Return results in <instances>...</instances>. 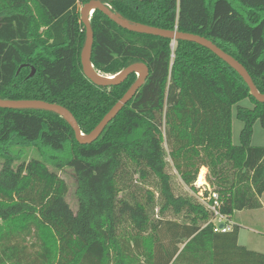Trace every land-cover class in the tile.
<instances>
[{"label": "trees", "instance_id": "trees-1", "mask_svg": "<svg viewBox=\"0 0 264 264\" xmlns=\"http://www.w3.org/2000/svg\"><path fill=\"white\" fill-rule=\"evenodd\" d=\"M90 1L130 23L212 41L264 95V0H0V99L59 105L92 133L138 76L109 87L85 76L81 9ZM91 26L99 74L143 63L149 76L91 144L54 112L0 108V264H264V254L239 245L237 225L215 233L206 207L176 194L168 161L194 193L205 167L230 219L262 209L264 147L252 139L256 122L264 129V103L197 43L129 32L99 10ZM246 99L253 108L238 106ZM30 148L40 159L22 161ZM66 169L76 177L77 211Z\"/></svg>", "mask_w": 264, "mask_h": 264}, {"label": "water", "instance_id": "water-1", "mask_svg": "<svg viewBox=\"0 0 264 264\" xmlns=\"http://www.w3.org/2000/svg\"><path fill=\"white\" fill-rule=\"evenodd\" d=\"M97 10H99L104 15H106L111 21L116 23L118 26L129 32L169 39L173 41V46L174 43H176L177 41H190L197 43L202 47H205L206 49L213 52L218 58H220L225 63L229 64L233 69H235L250 88L251 95L257 101L264 103V95L258 92L257 88L253 83L251 76L249 75L248 71L244 68V66L240 64L235 58L225 53L212 41L204 37L186 34V33H180L178 31H169L148 25L130 23L129 21L125 20L122 16L115 14L112 11V9L105 6L100 1H90L89 3L85 4L81 9V20L86 28V42L81 53V64L85 76L96 85L109 87V86H118L122 84L124 81H126V79L130 75L135 73L138 76V79L135 82V84L124 95V97L110 110V112L103 118L100 124L89 135H85L81 132L77 120L68 109L56 104H50L37 100L15 101V100L0 99L1 109L43 110V111L54 112L62 116L69 123L71 128L74 130L76 139L79 143L91 144L95 142L97 139H99V137L102 135L106 127L117 117V115L121 112V110L136 96L138 91L145 84L149 76V69L145 64L137 63L130 66L121 73L119 72L112 76L103 75L104 77H111L109 80L102 81L94 75L92 71L95 72L97 71L95 70L91 61L93 43H94V33L91 26V18L94 12ZM34 74H35V69H33L30 76H33Z\"/></svg>", "mask_w": 264, "mask_h": 264}, {"label": "rangeland", "instance_id": "rangeland-1", "mask_svg": "<svg viewBox=\"0 0 264 264\" xmlns=\"http://www.w3.org/2000/svg\"><path fill=\"white\" fill-rule=\"evenodd\" d=\"M238 106L245 107V108H253V104L249 99H246L238 104ZM236 110L237 106L233 107L232 111V120H233V144L235 146L240 145V134L243 129L244 124L237 119L236 117ZM252 146L254 147H264V129L261 127L259 122H256L254 125V134H253V139H252ZM166 150L168 151L167 145H165ZM32 158H38L40 159V153L38 150L34 148H30L26 150V153L21 157L22 161H29ZM21 161V162H22ZM168 161L170 163L169 166V171L173 175V186L175 189L176 194H183V195H189L194 197V191L190 189V187L186 186L185 184L182 183L180 177L178 176L177 172L174 170L172 166V162L168 158ZM1 163L2 160L0 159V169H1ZM208 171L205 169V174ZM202 174V172H201ZM204 174V178H205ZM61 178H63L69 188L68 194H67V201L70 204L71 208L74 211H77L78 208V203H77V198H76V188H77V181L76 177L73 173L72 170L66 169L63 172L60 173ZM199 184V183H198ZM194 188L197 190V188L194 186ZM152 190V189H151ZM262 202L264 204V196L262 197ZM157 213V212H155ZM260 213V214H259ZM260 218V222H258V225H245L247 226L246 229H243L244 232H242V243L244 241L252 251H261L264 252V222L263 220V215H264V210L258 211ZM245 215V214H244ZM239 218L244 219L243 214H240L238 216ZM239 218H235L238 219ZM245 223V222H244ZM246 224V223H245ZM31 241L29 242V245H31Z\"/></svg>", "mask_w": 264, "mask_h": 264}, {"label": "built area", "instance_id": "built-area-1", "mask_svg": "<svg viewBox=\"0 0 264 264\" xmlns=\"http://www.w3.org/2000/svg\"><path fill=\"white\" fill-rule=\"evenodd\" d=\"M201 169L198 180L200 178ZM198 180L194 184L197 188V192L194 193V196L206 209L212 214V219L208 224H213L215 233H228L232 231L234 224L232 220L220 212V199L219 195L211 188L207 182V176L204 178V183L198 185Z\"/></svg>", "mask_w": 264, "mask_h": 264}, {"label": "crops", "instance_id": "crops-1", "mask_svg": "<svg viewBox=\"0 0 264 264\" xmlns=\"http://www.w3.org/2000/svg\"><path fill=\"white\" fill-rule=\"evenodd\" d=\"M203 169H206V168L204 167ZM205 176H207V173L205 174ZM262 210H264V204H263L262 209L252 210V211H241V212H237L231 218L233 224L234 225H237L240 228L239 236H238V243H239V245L246 247L248 250H250L249 246L247 244H244V243H246L245 242L246 240L244 241V243H242V232H244L243 229H246L247 226H245V225H255V226L258 225V222H260V218H261L259 216L260 213L258 214V211H262ZM240 214H243L244 219L238 217ZM235 218H239V220L238 219H235ZM262 222H264V215H263ZM255 252H259V253L264 254V252H261V251H255Z\"/></svg>", "mask_w": 264, "mask_h": 264}, {"label": "bare ground", "instance_id": "bare-ground-1", "mask_svg": "<svg viewBox=\"0 0 264 264\" xmlns=\"http://www.w3.org/2000/svg\"><path fill=\"white\" fill-rule=\"evenodd\" d=\"M93 73H94V75L98 78V79H100V80H102V81H104V80H109L111 77H104L102 74H99V73H97V72H95V71H92ZM140 75V74H139ZM204 174H205V169H203L202 170V174L200 175V178H199V180H198V185H202L203 183H204Z\"/></svg>", "mask_w": 264, "mask_h": 264}]
</instances>
